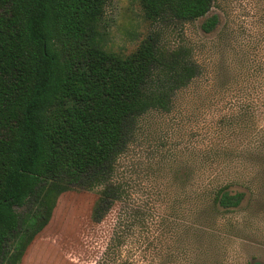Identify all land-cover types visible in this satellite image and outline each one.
<instances>
[{"label": "rangeland", "instance_id": "1", "mask_svg": "<svg viewBox=\"0 0 264 264\" xmlns=\"http://www.w3.org/2000/svg\"><path fill=\"white\" fill-rule=\"evenodd\" d=\"M214 14L219 25L205 32ZM100 30L109 51L129 55L150 39L199 73L171 111L134 122L112 174L121 200L97 222L101 186L63 192L19 264H95L128 213L139 215L131 235L140 264H264V176L261 202L253 192L257 146L264 149V0H215L204 18L158 22L145 18L140 0H109ZM230 181L246 191L242 205H208V192ZM38 201L16 208L23 219L41 215Z\"/></svg>", "mask_w": 264, "mask_h": 264}, {"label": "trees", "instance_id": "2", "mask_svg": "<svg viewBox=\"0 0 264 264\" xmlns=\"http://www.w3.org/2000/svg\"><path fill=\"white\" fill-rule=\"evenodd\" d=\"M108 1L0 0V264L21 262L65 191L101 186L92 212L100 221L122 198L112 174L136 119L171 111L176 93L199 73L196 63L161 52L150 39L129 55L104 48L100 28ZM140 1L152 22L195 21L215 2ZM219 22L214 14L202 28L212 32ZM256 152L253 192L261 202L262 145ZM238 185L214 186L208 205L237 209L247 197ZM36 200L41 215L23 219L16 208ZM127 215H119L95 264H140L139 241L131 235L139 215ZM26 224L32 233H25Z\"/></svg>", "mask_w": 264, "mask_h": 264}]
</instances>
